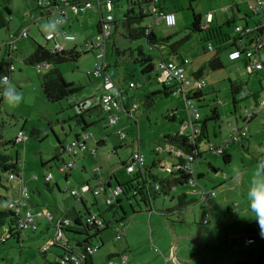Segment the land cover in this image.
Instances as JSON below:
<instances>
[{"label": "rangeland", "instance_id": "374dc122", "mask_svg": "<svg viewBox=\"0 0 264 264\" xmlns=\"http://www.w3.org/2000/svg\"><path fill=\"white\" fill-rule=\"evenodd\" d=\"M191 5L202 15L204 21L207 13L212 12L216 17L215 21L232 35L235 33V22L230 23V26L226 23V20L231 19L232 13L236 22L244 23L243 18L246 15L248 20L252 21V17L249 16L248 2L244 0H167L166 9L176 14L177 24L170 27L160 23L154 29L158 38L171 36L164 42L166 47L162 51L163 55L178 64L182 59H187L188 63L184 66L189 78L193 77L194 72L203 69L206 85L202 91L206 99H195L193 102L202 117L211 114L215 108L220 114L217 121H208L209 138L201 144V151L205 152L204 159L197 160L194 164L196 174L199 171L205 174L199 179L200 182L209 189L215 186L217 196L211 199L213 201L210 205L212 223H203V215L208 213V209L197 203L190 208L177 210L167 218L161 215L158 209L174 207L176 200L157 199V212L151 213L150 207L140 197L135 198L133 193L121 195L126 219L117 222L115 219H122L123 210H108L105 193L95 197L91 190L83 196L86 206L91 212H102L106 221L110 222L103 233L104 245L94 253L95 264H105L108 255L113 253L112 260L119 263V254L124 250L130 257L129 264H233L232 250L236 258L241 255L238 249L245 251L246 255L252 253L254 256L264 250V236L253 218L255 214L247 198L257 159L264 157V110H257L253 96L243 99L244 95L241 94L238 98L242 100L235 111L229 89L230 79L241 80L247 84L246 93L258 92L260 100L263 97L260 91L261 82L264 83V72L255 71L250 74L246 71L244 59L231 61L228 55L232 47L219 52L223 68L212 69L208 62L217 52L219 44L212 39L209 43L213 44L215 50H210L209 43L203 42L200 33L191 32ZM233 5H237L239 11L232 12L229 7ZM10 7L12 12L8 14L0 5V11L8 19V27L0 29V41L8 39L11 33H20L25 28L29 30V36L15 42L17 50L13 62L16 68L10 80L16 90L22 93L23 101L14 106L3 97L0 105V153L13 157L17 155L21 166L19 178H9L8 172L0 170V204L19 203L25 185L30 197L26 203L28 208L37 214L39 227L37 231H23L19 242L10 239L1 244L0 264H57L62 249L52 246L50 251L43 252L47 240L52 239L55 233L48 217L43 213L51 211L54 215H62L74 205L76 209L84 212L85 206L79 195L71 196L67 189H80L86 180L91 188H98L99 178L94 176L96 169L102 171V180L109 179L114 173L122 184L131 181L133 173H129L121 162L127 161L134 149L139 148L146 155L148 165L154 160L158 164L176 165L178 159L169 153L163 139L179 132L180 123L190 120L194 108L187 103L185 96L179 93L169 97L158 96L152 107H145L142 97L156 89L160 90L162 84L157 81L155 70L149 75L142 73L141 64L135 61L139 57L138 48L143 46L144 52L153 56L154 63L160 53L151 50L144 38L131 39L123 36L127 32L123 25L124 12L128 7L126 0H115L113 14L116 16L118 29L115 32L114 25L106 58L110 69L114 70L113 78L127 90L125 96L130 104L129 112L121 104L118 110L119 121L116 124H110L109 114L98 107L104 88L96 91L99 80L90 74L96 63L101 62L96 51L86 52L90 50L89 40L96 39L97 24L100 21L94 7L88 8L86 12L80 10L79 13L67 8V21L63 25L55 22L54 15L43 16L36 0H12ZM224 9L225 11H222ZM253 18L258 20V16ZM149 23H154L152 16L145 21V24ZM53 31L58 33L60 42H65L63 32L76 35L75 41L65 44L66 49L77 45L82 51L77 60H69L59 65L65 78L74 82L80 89L57 102L49 101L41 87V78L50 68L38 71L35 66L26 62L36 43L45 45V35ZM188 33H192L190 40L179 48L177 54L171 53V44ZM113 40L116 47L124 51L120 55L116 52ZM130 52L133 53L132 56ZM262 55L264 56V50ZM131 80L138 86L131 88ZM113 91L117 93L116 89ZM84 100L87 108L84 117L90 124L85 130V133L90 135L88 148L74 158L68 154L63 155L66 161H76L67 181L59 170L60 162L55 159L58 153V139L68 143L76 138V134L84 132L83 123H79L76 118V115L81 113L77 103ZM253 110L256 111V117L248 124V138L231 144L228 151L232 155V161L226 164L221 154L209 150L208 140L218 147L223 146L230 138L232 129L237 124L241 127L244 125L241 116ZM171 113L176 114L175 121L169 120L168 115ZM34 129L38 130L36 135L32 134ZM119 130H123L127 136L121 137ZM19 131H24L28 139L26 142L12 143ZM102 140L104 144H98ZM115 147L117 152L114 151ZM93 150H96V155ZM235 170H239L238 177ZM49 172L54 176L50 180L51 188L47 187L45 179ZM155 173L160 177L166 176L165 171L159 169L155 170ZM116 178L111 180L114 187L117 186ZM38 189L42 192L39 193ZM178 191L187 193L188 186H179ZM231 203H236L238 209L228 210L227 204ZM117 225L123 229V236L115 240ZM250 232L255 234L250 235ZM246 237H253L255 243L245 245Z\"/></svg>", "mask_w": 264, "mask_h": 264}, {"label": "trees", "instance_id": "16d2710c", "mask_svg": "<svg viewBox=\"0 0 264 264\" xmlns=\"http://www.w3.org/2000/svg\"><path fill=\"white\" fill-rule=\"evenodd\" d=\"M52 1L54 4H56L55 0H52ZM150 1L151 0H126L128 7L124 12L123 25L127 32L123 36L126 38L127 37L131 38V39H143L144 38L146 40V44L151 50L154 49L160 53L163 51V49L158 48L157 46H155V44H158V43L165 44L164 42L169 40L171 36H168L167 38H158L155 32H151V34L147 35L146 33L147 24H145V21L149 16H151L150 12L148 11V5ZM11 2L12 0H0V5L3 7V10H5L8 14H11L12 12L11 7H10ZM166 2L167 0H163L160 4L161 8H164V10H167ZM39 7L42 10L41 12L42 15L44 16L46 14V16L48 17L49 15L46 13L47 9L42 6H39ZM190 9H192L193 11V21L189 27L191 32L200 33V35H202L203 42L207 41L209 43L211 42L212 39H215L216 42L219 44V48H217V52L210 58L208 62L209 66L214 70L223 68L224 64L220 58L219 52H221L222 49L227 48L228 46L234 47L235 45L234 41L239 40L240 37L237 38L236 33L234 34V36H232V34H229V33H223L221 30H219V28L204 27L205 25L203 24V21H202V15L200 13H197L193 9L192 5L190 6ZM250 17L253 18V16H250ZM115 26H116L115 28V32H116V30L118 29L117 20L115 21ZM4 27H8V19L5 17L3 12L0 11V29ZM99 28H100V22L98 23L97 32L99 31ZM192 33H188L184 37H181L179 40L172 43L171 53L177 54L179 48L185 42L190 40ZM250 34L251 33H245L243 36L247 38V36ZM10 36H12V33ZM113 42H114V46L116 47V43L114 40ZM49 44L50 43L47 42L45 45H43L37 42L36 46L34 47V51L26 58V62L27 64L33 65L35 67L37 64L44 63V62H48L50 64L49 66L50 69L45 74H43L41 78V87H42L43 93L45 94L46 98L49 101L57 102L77 92L80 89V87H77L74 82L69 81L65 78L64 74L59 68V65L69 60H77L80 57L82 51L77 49L78 48L77 46L71 49L56 51L52 48L51 44L50 45ZM226 44H229V45H226ZM89 51L91 50H88L86 52H89ZM116 52L118 55H120L124 51L116 47ZM138 54H139V57L135 59L136 63L141 64L143 74L149 75L152 71L155 70L153 56L151 54H146L143 50V46H139ZM130 55L132 56L133 53L130 52ZM162 55H163V52H162ZM106 58H107V53H106ZM184 60L185 59H182L181 63L179 64H183ZM107 66L108 68H110L108 64ZM202 74H203V69H200L194 72V75L196 76H200ZM263 85L264 84H262L261 82L260 94L263 90ZM139 87H141V85H139ZM229 89L231 92V97H232L233 106H234L235 111L237 110L242 100L238 98V96L241 94L244 95L243 99L250 98L251 96H253L255 103L258 104L259 102V96H260L259 93L250 92L249 94H247L246 93L247 84H244L241 80L230 79ZM0 90L4 92V86L2 84H0ZM122 93L123 94L127 93V90L125 91L123 90ZM172 94H174V85L162 83V88L160 90L156 89L148 94H145L142 98H143L145 107L150 108L154 105V103L156 102V98L158 96L169 97ZM195 95L196 96L194 97V99H197L199 101H203L206 99V95L203 94L202 91L199 94H195ZM3 97L4 96L2 97L0 96V105L3 100ZM188 99H191V98L188 97ZM77 105L80 107L81 113L77 114L76 118L79 123H83V130H84L83 133H85L86 128L90 125L85 120V117H84L85 111L87 109L85 107L86 101L85 100L81 101L77 103ZM98 107H100L101 110L103 111L100 103H98ZM125 108H126V111L129 112V106L125 105ZM215 110H216V113H214ZM198 112L201 115L199 108H198ZM255 117H256V114L252 115L250 120L254 119ZM168 118L170 121H175L177 117L175 113H171L168 115ZM219 118H220L219 111L217 108H215L212 110L211 114L209 115L207 114L205 117L201 118L199 122L202 126V132L193 136V139H191L187 135H183V134H180V132H177L175 135L165 136L163 140L166 143H171L175 145L176 147L186 151L187 153L192 154L195 157L193 161V164H195L197 160L204 159L205 152L201 151V144L205 139L209 138L208 121L210 120L217 121ZM241 120L243 121V123L248 122L245 118V115L241 116ZM19 132H23V135L25 136V138L22 139L21 141L16 138L15 140L12 141V143L26 142V140L28 139L24 131H19ZM37 133H38L37 129H34L32 131V134L36 135ZM82 134H76V138L81 137ZM58 143H59L58 153L55 156V159H57L60 162V166H59V170H60L61 166L72 161V160L66 161L65 158L63 157L64 154H68L71 158H74L79 153L76 156L71 155L69 154V152L66 151L65 145L67 143L61 141L60 139H58ZM98 144L100 145L104 144V140L99 141ZM228 150H226V152L222 154L223 160L226 164L232 161V155L230 154V152H228ZM93 151L94 153H96L95 150ZM136 151L142 152L139 148L135 150L134 152ZM115 152H117V147L115 148ZM144 156H145V164H144V168L142 169V172L135 173L131 181L122 184L118 181L116 177H114V174L111 175L113 178H116L117 186L124 187L123 194L125 195L128 194L129 192L126 191L128 190L127 186L131 185L133 181L138 180L137 178H141L140 180H141L142 187L140 186V188L138 189V195H134V197L135 198L140 197L142 201H144V203L150 207L149 210L151 213L157 212L155 203H156V200L159 198H162V200H165L168 198L172 200H176V205L174 207H171V208L167 207L166 209L162 207L158 209L160 211V214L166 216L167 218L170 214H173L177 210L188 208L192 204H196L195 197L189 196L188 193L186 192L178 191L179 186H182V185L188 186V182L192 176V174L190 173L188 169H186L185 167H180L179 169L173 170L172 172L168 173L166 176L160 177L156 173H153L152 171L157 166V163L153 162V164L148 165L146 162L147 161L146 155L144 154ZM179 161L184 163L183 166L186 163V160L183 157H179ZM126 163L127 162H122L121 165H125ZM209 166L212 167V164L209 163ZM0 170L2 172H8L9 178H15V177L19 178L21 174V166H20L17 155L13 157V156L0 153ZM72 170L73 169H70L66 172H61V171L60 172L63 175H65L66 180H68L69 176L72 173L71 172ZM11 175H13V177ZM94 176L97 178L98 175L94 174ZM198 176L199 178L204 177V174L200 173ZM1 183H2V178L0 175V184ZM146 183H147V188H144L143 185ZM46 184H47V187H50L49 185L50 182H46ZM56 185L59 188L58 184ZM86 185H89V184L86 183ZM106 185L111 186L110 182H106ZM156 185H158V189H156ZM72 189H77L79 191L81 190V188L80 189L71 188V190ZM71 190L67 189V192L68 191L70 192ZM24 191H27V188L25 185L23 186L22 194ZM38 192L40 193V191ZM149 192L153 195V201H151L150 203L146 201V196H148ZM80 199L85 206L84 212L77 210L75 206H71L62 215L60 214L54 215L53 212L48 211L51 213V216L53 215L55 219L60 216H62L64 219H67L68 224H65L63 222V231H64L65 240L54 242L52 245L49 246L48 249H44L43 252L46 253L50 251V248L52 246H56L62 249V253L60 254V257L63 255L69 254L71 252H74L77 254L85 253L83 264H95L94 263V253H87L86 247L89 245H98V250H99L104 245L105 240L103 238V233L109 227L110 222H107L103 216V213L99 211L98 213L99 216H101L105 220V226L101 227L95 223H89L88 217L92 214V212H90L84 200L82 198ZM26 200L28 201V199H25V200H20V202L23 201L25 203V206H27L28 204L26 203ZM10 203L11 202L7 203V205L0 204V245L6 243L10 239H16L19 242L22 238L23 231H37V228L39 227L38 216L35 212L34 213L37 219L36 228L22 229L18 227L17 226L18 217L16 216L15 211L9 207ZM118 208H121L123 210V216L120 221H124L126 219V215H125V211L123 209L122 203H121V199H118L114 204L108 205V210H111V211H115ZM46 212L47 211H45L43 215L46 216L45 214ZM49 221L53 227V222L51 220ZM250 238H253V237H250ZM253 243H251L250 245H252ZM111 256L112 254L109 255L108 257H111ZM58 261L56 263H58ZM235 262L238 264H264V250H262L261 253L257 254L256 256L250 253L246 261H240V262L235 261ZM120 264H122V262ZM128 264H129V260H128Z\"/></svg>", "mask_w": 264, "mask_h": 264}, {"label": "built area", "instance_id": "2783aa9c", "mask_svg": "<svg viewBox=\"0 0 264 264\" xmlns=\"http://www.w3.org/2000/svg\"><path fill=\"white\" fill-rule=\"evenodd\" d=\"M39 6L45 7L47 9V14L49 16L54 15L55 22L59 25H63L67 21L66 10L67 8H71L75 13H79L80 10L87 11L90 7H98L101 12L100 17V28L96 34L95 40H90L88 43L90 45V50L96 51L98 54V59L101 62H97L95 69L90 72L96 80H99V84L96 86L95 90L100 91L104 88V92L100 95V105L104 112L109 114V122L110 124H116L119 121L118 110L121 108V104L125 109V98L122 93V89L116 86L114 82V70L108 68L106 63V53L107 46L110 42L113 33H114V25L116 21V16L113 14L115 8V0H77V1H65L62 4H54L52 0H36ZM163 0H151L148 5V11L154 19V23L147 24L146 33L147 35L154 32L155 26L164 23L167 26H175L177 23L176 14L174 12H170L161 8L160 4ZM250 1L249 10L253 15L258 16V20L256 25L250 30L247 31L243 25L235 26V33L239 40L234 41V47H232L229 52V57L232 60H245V68L246 71L250 74L255 71L264 72V60L261 57V51L264 49V0H246ZM104 11V13H103ZM106 11V12H105ZM48 16V17H49ZM260 31V32H259ZM245 33H251L245 38L243 36ZM56 32H50L46 34V40L48 43L52 41V48L56 51H62L66 49L65 44L70 41H75L77 38L76 35L68 34L63 32L64 41L63 43L56 41ZM29 36V30L27 28L23 29L17 35H12L6 40L0 41V80L3 79L4 75H7L11 80V75L15 71V64L13 62L15 51L17 50L16 41H19L21 38H25ZM17 39V40H16ZM226 43V42H225ZM50 45V44H49ZM158 48H165L164 44L158 43L155 44ZM154 48V47H153ZM208 48L213 50L215 47L213 44L209 43ZM156 49V48H155ZM188 60L185 59L183 64H178L172 62L168 59H165L160 52L159 58L154 63V68L156 71L157 81L165 84H173L174 85V93L183 94L187 103L190 104L194 110L191 114L190 120L186 122H182L180 125L179 132L180 134L187 135L191 139L198 133L202 132V126L200 124L201 115L198 112V108L193 105L195 102L194 97L195 94H199L202 91V88L206 85L205 78L200 75H193L192 78H189L186 73V68L183 66L187 64ZM14 68L11 71V68ZM50 64L48 62L40 63L36 65L38 71L49 68ZM131 88H134L137 85L136 82L131 81L129 83ZM113 89L117 90V93L113 91ZM263 97L259 100L258 104L255 106L257 110H264V85H263ZM0 96H3V91L0 90ZM190 97L191 99H188ZM126 110V109H125ZM256 114V111H248L245 114L246 120L249 122L252 115ZM248 122L243 123L244 125L241 127L240 124H237L230 133V138L224 143L223 146H217L213 143H209L211 151H217L219 154H223L226 150L229 149L231 144L242 142L245 138H248L247 129ZM119 135L121 137H126L127 134L120 130ZM87 133H83L81 137L73 139L70 143H67L66 151L69 154L76 156L80 151H83L87 148L86 139L88 138ZM25 136L23 132H19L17 139L22 140ZM264 143V140H263ZM166 149L170 154L174 155L178 159V163L174 164H163L160 163L159 166L166 173H170L173 170H177L180 167H185L192 174L189 182H188V195L195 197V201L197 204H205L210 207V201L215 196L216 192L214 190H208L201 184L200 180L195 171V167L193 164L194 156L192 154L187 153L186 151L176 147L171 143H167ZM179 157H183L186 160L185 165L183 166V162L179 161ZM145 164V156L142 152L136 151L133 153L132 161H129L125 164V168L129 173H138L142 172ZM76 162L74 160L64 164L60 167L61 172H66L70 169L75 168ZM100 169H96V172ZM13 177V175H11ZM53 178L52 172H49L45 179L47 182ZM138 180L133 181V183L127 186L126 191L129 193H133L134 195H138V189L141 186V178H137ZM143 185V184H142ZM142 187V186H141ZM144 188H147V183L143 185ZM156 189H158V185H156ZM97 197L98 195L105 193V201L108 205L114 204L118 199H120L121 195L124 193V187L121 186H107L106 183H101L98 188L93 189L89 185H85L81 187V190L72 189L71 195H79L82 198V195L91 191ZM22 200L30 199L28 191H24L22 194ZM138 198V197H137ZM146 201L150 203L153 201V195L149 192L148 196H146ZM205 206V207H206ZM9 207L13 209L16 213L17 226L22 229H34L36 228V215L35 213L25 206V203L21 201L20 203L9 204ZM209 211V208H208ZM46 216L53 222V228L55 229V233L52 239L47 242V245L44 246V249H48L50 245L54 242H59L65 240L64 231H63V222L68 224V220L64 219L62 216L57 217L56 219L51 216L50 212L45 213ZM89 223H95L101 227L105 226V220L99 216L98 213L92 212V214L88 217ZM203 223H209V213H207L203 217ZM123 236V229L120 226L116 227V236L115 240L120 239ZM254 242L253 238L246 237L245 245H250ZM98 251V245H89L86 247L87 253H95ZM85 258V253H74L71 252L69 254L63 255L59 258L57 264H83V260ZM129 256L128 254H122V264H128ZM108 264H114L112 260L109 261ZM233 264H238L235 261Z\"/></svg>", "mask_w": 264, "mask_h": 264}, {"label": "crops", "instance_id": "0c3cea01", "mask_svg": "<svg viewBox=\"0 0 264 264\" xmlns=\"http://www.w3.org/2000/svg\"><path fill=\"white\" fill-rule=\"evenodd\" d=\"M65 1H77V0H55V2H56V4H62V3H64ZM79 1H81V0H79ZM244 1H246V0H244ZM248 2V5H250V1H247ZM166 5H167V2H166ZM167 7V6H166ZM249 8V7H248ZM69 9V8H68ZM71 9V8H70ZM94 9H95V12L97 13V14H99V16L101 17V12H100V10H99V8L98 7H94ZM229 9H231L232 10V12L233 11H235V10H237V11H239V7L236 5V6H230L229 7ZM222 11H225V9L224 10H222ZM86 12V11H85ZM103 13H104V11H103ZM229 16V15H228ZM249 16H253V14H252V12L250 11V14H249ZM253 17H255V16H253ZM244 19V23L243 22H236L237 20H236V17H234V13H232V17H231V19H228V20H226V23L228 24V26H230V23H234L235 22V25H234V29H235V26L236 25H238V24H240V25H243L244 27H245V29H247V31H250L255 25H256V23H257V20H256V18H252V21H250V20H248V17H247V15H246V17H244L243 18ZM216 20V17H215V15L212 13V12H208L207 13V15H206V21H204L203 20V17H202V21H203V24L205 25L204 27H214V28H219V30H221L223 33H228V32H226V31H224L223 30V28H222V26H220V24H219V22H217V21H215ZM99 23V22H98ZM177 24V23H176ZM97 27H98V24H97ZM2 29V28H1ZM155 31V30H154ZM235 31V30H234ZM53 32H55V31H53ZM57 33V32H56ZM235 34V33H234ZM234 34L232 35V36H234ZM58 36L56 35V41L57 42H60L59 40H58V38H57ZM0 40H1V37H0ZM3 40V39H2ZM76 40V39H75ZM90 41V40H89ZM61 43H63V42H61ZM165 45V44H164ZM226 45H229V44H226ZM75 46H77V45H74L73 47H75ZM17 47V46H16ZM72 47V48H73ZM227 48H231L230 46H228ZM71 49V48H70ZM78 49V48H77ZM214 50V49H213ZM264 50V49H263ZM262 50V51H263ZM230 51H231V49H230ZM262 51H261V57H262V59L264 60V56L262 55ZM228 57H229V55H228ZM169 59V58H168ZM229 59L231 60V61H237V60H232L230 57H229ZM170 60V59H169ZM244 63H245V60H244ZM185 67V66H184ZM193 73V72H192ZM253 74V73H252ZM193 75H194V73H193ZM202 76L204 77V75L202 74ZM114 82H115V84H116V86L117 87H119V89H122V90H124L123 89V86H121L120 85V83L118 82V81H116V79L114 78ZM262 84H264V83H262ZM125 91V90H124ZM202 93H203V91H202ZM125 95H127V93H125L124 94V98H125V105H128V106H130V104H129V102H128V98L125 96ZM126 109V108H125ZM216 111V110H215ZM177 117V116H176ZM181 124V123H180ZM216 134V133H215ZM89 135V134H88ZM90 136V135H89ZM89 136H88V138L86 139V143H87V148H88V139H89ZM208 142L210 143V141L208 140ZM165 146H167V143L165 144ZM86 148V149H87ZM116 148V147H115ZM85 149V150H86ZM135 150H137V149H134V151ZM84 151V150H83ZM96 151V150H95ZM114 151H115V149H114ZM133 151V152H134ZM81 152V151H80ZM79 152V153H80ZM93 152V154L94 155H96V153H94V151H92ZM229 152V151H228ZM133 154V153H132ZM129 161H132V155H131V157L127 160V161H124V162H129ZM154 162H156L157 163V161L156 160H154ZM122 163V162H121ZM153 164V163H152ZM160 164V163H159ZM159 164L157 163V166L152 170L153 171V173H155V170H157V169H159L160 171H162V172H164V170H162L161 169V167L159 166ZM168 164H170V163H168ZM122 166H124L125 167V165H122ZM218 171H216V173H217ZM166 173V172H165ZM204 174V172H202V171H199V173L197 174V176L199 175V174ZM98 176H97V178H99L98 180H99V184L98 185H100L101 183H106V182H110V184H111V186H113L112 185V183H111V180L113 179V177L112 176H110V178L109 179H107V180H105V179H103L102 180V178H100L101 177V175H102V171H97V173H96ZM112 174H114V173H112ZM111 174V175H112ZM168 173H166V175H167ZM205 175V174H204ZM54 177V176H53ZM114 177H116L115 176V174H114ZM133 177H134V173H133ZM201 178H203V177H200L199 178V176H198V179H201ZM133 179V178H132ZM68 181V180H67ZM86 183H88L89 184V182H87V180H86V182H84V183H82L81 184V186H85L86 185ZM202 184V183H201ZM89 186H90V184H89ZM91 187V186H90ZM114 187V186H113ZM204 187H206V186H204ZM206 189H208V190H214L215 191V186L213 187V189H209V188H207L206 187ZM38 191H40V193L42 192V190H39L38 189ZM216 192V191H215ZM70 193V192H69ZM88 193V192H87ZM71 195V194H70ZM71 196H74V197H76L75 195H71ZM83 196L84 195H82V199H83ZM215 196H217V193L215 194ZM120 199H121V197H120ZM95 200H96V202H97V198H95ZM213 201V200H212ZM212 201H210V205L212 204ZM98 203V202H97ZM194 205H196V204H192L191 206H194ZM202 208H207V206L204 204H199ZM228 206H227V208H228V210H231V209H233V208H236V209H238V207H237V205H236V203H231V204H227ZM28 206V205H27ZM75 206V205H74ZM191 206H189L188 208H190ZM206 206V207H205ZM209 208V211H208V213H209V223L207 224V225H209L210 223H212L211 222V212H212V210H211V207H208ZM207 208V209H208ZM33 210V209H32ZM77 210H79L80 211V209H77ZM91 212V211H90ZM99 213V212H98ZM205 216V214L203 215V217ZM105 218V217H104ZM115 221H117V222H121V221H119V220H117V219H115ZM117 226H119V225H117ZM116 226V227H117ZM253 234H255V232H250V235H253ZM47 241H50V239H48ZM254 243H255V241H254ZM253 243V244H254ZM128 248H129V246H128ZM127 248V249H128ZM130 249V248H129ZM238 252H239V254H241L240 256L238 255V258H236L235 257V255H234V252H233V250L231 251V256H232V261L234 262V261H238V262H240V261H246L247 259H248V256L249 255H246L245 254V251H243V250H237ZM125 252V250L123 251V252H121V254H119V255H121V256H119V263H116L114 260H112V256L111 257H107V262L105 263V264H107V263H109V260H112L113 262H114V264H120L121 262H122V254ZM114 254V253H113ZM112 254V255H113ZM109 255H111V254H109ZM108 255V256H109ZM236 256H237V254H236ZM111 258V259H110ZM129 259H130V257H129Z\"/></svg>", "mask_w": 264, "mask_h": 264}, {"label": "clouds", "instance_id": "9594fccd", "mask_svg": "<svg viewBox=\"0 0 264 264\" xmlns=\"http://www.w3.org/2000/svg\"><path fill=\"white\" fill-rule=\"evenodd\" d=\"M13 70L12 66L11 71ZM0 84L4 86L3 96L10 104L18 106L23 101L22 93L16 90L7 75L3 76ZM235 174L238 177L239 170H235ZM247 198L250 201L251 210L255 214L253 218L260 227L261 235L264 236V157L257 159Z\"/></svg>", "mask_w": 264, "mask_h": 264}, {"label": "water", "instance_id": "95a60500", "mask_svg": "<svg viewBox=\"0 0 264 264\" xmlns=\"http://www.w3.org/2000/svg\"><path fill=\"white\" fill-rule=\"evenodd\" d=\"M214 113H216V111Z\"/></svg>", "mask_w": 264, "mask_h": 264}]
</instances>
